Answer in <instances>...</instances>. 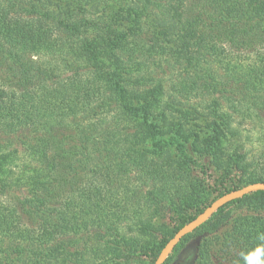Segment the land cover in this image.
<instances>
[{
  "label": "trees",
  "instance_id": "obj_1",
  "mask_svg": "<svg viewBox=\"0 0 264 264\" xmlns=\"http://www.w3.org/2000/svg\"><path fill=\"white\" fill-rule=\"evenodd\" d=\"M123 1L145 13L147 21L152 16L149 21L158 17L164 23L146 30L137 17L126 31L96 23L89 37L84 20L85 31L77 20L65 22L18 0H1L0 168L10 148L28 163L18 165L15 179L0 169V264H49L51 256L72 264L87 248L102 261L98 264H106L109 254L139 257L148 253L125 250L120 231L151 233L143 217L176 215L170 236L150 249L153 264L165 243L205 209L204 181L193 168L208 171L206 159L188 157L187 164L195 166L169 169L143 150L146 138L157 141L155 129L106 124L112 111L114 124L129 116L147 121V89L160 92L168 81L182 96L206 93L214 97V112L224 103L230 109L220 121L235 115L240 122L254 118L264 126V20L253 15L264 0ZM165 23L178 28L172 47ZM38 56L58 58L64 67L52 73L49 63L34 62ZM207 62L221 69L200 70ZM128 78L131 89L124 86ZM195 140L191 148L196 151ZM175 144L187 155L186 143ZM206 156L210 159L209 152ZM235 168L208 175L213 200L264 183V160ZM23 189L28 191L22 194ZM237 210L249 214L233 219ZM232 219L238 245L251 252L264 248V192L257 191L218 209L176 245L164 264L191 239L212 235ZM211 258L205 246L195 264H212Z\"/></svg>",
  "mask_w": 264,
  "mask_h": 264
},
{
  "label": "rangeland",
  "instance_id": "obj_2",
  "mask_svg": "<svg viewBox=\"0 0 264 264\" xmlns=\"http://www.w3.org/2000/svg\"><path fill=\"white\" fill-rule=\"evenodd\" d=\"M18 2L28 7L32 6L42 13L55 15L59 19L65 20V22H69L70 19L77 20L80 30H84L83 24L80 22L84 20L88 23L86 34L89 37L92 36L93 32H96V23H100L101 28L104 27V24H108L118 31H126L137 20V17L146 30L151 28L150 25H157L158 22L164 23L158 17L149 21L152 16L147 17L148 22L145 13L138 12L135 7L131 8L125 5L127 2L123 0H18ZM253 15L258 20H264V4L259 6ZM70 16L72 18H68ZM164 25L170 33L168 36L171 43L169 47H172L175 39L174 34L177 33L178 28L170 23ZM145 57H149V53H145ZM34 62L41 66L49 63L55 67L52 73H59L64 67L58 58L38 56L34 58ZM205 69L219 72L221 68L216 62H207L203 63L200 68V70ZM124 83L127 89L132 88L129 78ZM170 86L171 83L166 81L160 92H152L153 89L150 88L145 91L148 92V98L145 101L151 103V110L147 121L144 123L141 119L136 121L134 117L129 116V118L121 117L119 122L114 124L111 122L114 111L109 113L110 115L105 121L108 126L117 125L122 127L127 125L134 128L140 127L143 130L148 127L155 129L157 141L146 138L142 144L143 150L148 156L156 157L159 163L165 164L169 169L178 170L186 167L188 169V167L195 166L191 162L187 164L188 157L197 161L206 159L210 166L208 171H205V168L201 166L193 168L194 174L204 181L206 189L202 192V200L206 208L209 203L214 201L216 195L213 193L211 178L208 175L216 177L225 170L235 171V167L237 165L240 167L243 162L246 166L264 160V126L256 122L254 118H246L245 121L240 122L241 119L235 115L227 122L220 121L222 115H225L227 111L231 112L227 104L223 102V107L214 108L216 111L214 112L212 110L214 97L208 96L206 93H204V96L191 95L186 97L173 92ZM98 117L95 116L93 121ZM142 135H144L143 131ZM196 136L197 140L195 141L198 150L195 151L191 148V141ZM177 141L186 143L187 155H181L179 150L176 149L175 143ZM12 150V148L8 149V159L5 166L0 168L3 172L11 174L12 177L9 176L7 179H15L19 172L18 165L28 163V160L22 154L16 155L11 153ZM205 150L209 152L210 159H208L209 156H206L208 152L203 156L202 153ZM2 154H4L3 150L0 152V160ZM200 169L205 173L202 174ZM207 185L209 186L207 187ZM27 191L28 189H23L22 194ZM2 201L3 197L0 196V202ZM248 214L245 210H237L233 213V219ZM142 219L152 225L153 231L151 233L139 229L129 231L122 229L120 233L124 237L123 246L125 250L135 248L148 254H141L139 257L133 256V258L127 260L113 258L109 254L105 256L107 257L106 264H150V249H156V246L162 240L170 236L176 227V219L178 221L179 217L173 215L172 217H153L150 219L145 216ZM233 219L227 227L218 232L212 235L199 236L185 243L181 246L179 252L173 256L169 264H195L199 251L205 246L210 249L212 254V264H247L245 257L251 250L247 247L242 248L234 241L231 233ZM99 260V257L95 258L91 250L87 248L82 259L72 264H98L102 262ZM48 263L66 264L54 256L49 258Z\"/></svg>",
  "mask_w": 264,
  "mask_h": 264
},
{
  "label": "water",
  "instance_id": "obj_3",
  "mask_svg": "<svg viewBox=\"0 0 264 264\" xmlns=\"http://www.w3.org/2000/svg\"><path fill=\"white\" fill-rule=\"evenodd\" d=\"M264 192V183H252L241 187L240 189L233 190L225 193L210 205H208L200 214L193 220L183 225L163 246L157 255L153 264H164L167 257L172 253L176 245L187 235L193 233L203 223H205L218 209L224 207L228 203L242 198L253 192Z\"/></svg>",
  "mask_w": 264,
  "mask_h": 264
},
{
  "label": "clouds",
  "instance_id": "obj_4",
  "mask_svg": "<svg viewBox=\"0 0 264 264\" xmlns=\"http://www.w3.org/2000/svg\"><path fill=\"white\" fill-rule=\"evenodd\" d=\"M261 239H264V237H261ZM262 255H264V248L257 247L254 252L245 257L247 264H264V261L261 260Z\"/></svg>",
  "mask_w": 264,
  "mask_h": 264
}]
</instances>
